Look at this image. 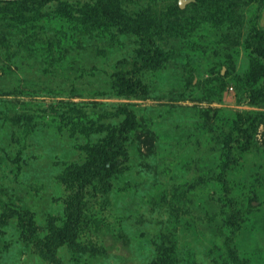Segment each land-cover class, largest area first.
<instances>
[{
    "label": "rangeland",
    "instance_id": "1",
    "mask_svg": "<svg viewBox=\"0 0 264 264\" xmlns=\"http://www.w3.org/2000/svg\"><path fill=\"white\" fill-rule=\"evenodd\" d=\"M179 2L0 0V264H264V0Z\"/></svg>",
    "mask_w": 264,
    "mask_h": 264
},
{
    "label": "trees",
    "instance_id": "2",
    "mask_svg": "<svg viewBox=\"0 0 264 264\" xmlns=\"http://www.w3.org/2000/svg\"><path fill=\"white\" fill-rule=\"evenodd\" d=\"M51 0H34V2H38L41 13L44 14V9L48 8L50 9L49 2ZM32 6V3L29 5ZM99 9V14L95 13L94 18H91V22L97 24V20H99V17H102L103 19L101 22L102 27H108L110 24L109 22V10L107 7H105L102 3L95 5ZM180 4L178 6V9H180ZM68 12L71 11L67 10ZM61 17H63L62 13H57ZM23 13H19L16 15V18H18L21 21H26L28 18ZM67 17L69 19L75 20V16L71 14H67ZM97 17V18H96ZM14 20V19H13ZM259 46H261V43H259ZM260 48V47H259ZM257 116L247 115V114H241L238 124L236 126V130L234 132V143L229 147L230 151V157L235 162L237 159L242 155V153L252 149L253 147V141L252 138L254 137L256 133V125H257ZM88 151L92 157L91 163L89 165V168L86 169L83 172L84 174L90 173V170H92L91 173L88 175L89 177L99 175L101 180L104 181V190L110 191L113 187V184L109 180V178L112 177L113 173L117 171L119 168V165H122L129 159V154L127 147L125 145V137L121 132L118 131V133L111 134V132L99 139V141L96 144H93L91 147H88ZM235 153V157L234 154ZM238 154V155H237ZM70 174L76 175L80 173H77L75 171H72ZM62 264V263H59Z\"/></svg>",
    "mask_w": 264,
    "mask_h": 264
},
{
    "label": "water",
    "instance_id": "3",
    "mask_svg": "<svg viewBox=\"0 0 264 264\" xmlns=\"http://www.w3.org/2000/svg\"><path fill=\"white\" fill-rule=\"evenodd\" d=\"M187 2V0H180L179 4H180V7H185V3Z\"/></svg>",
    "mask_w": 264,
    "mask_h": 264
}]
</instances>
